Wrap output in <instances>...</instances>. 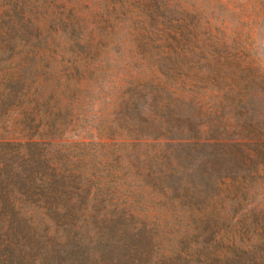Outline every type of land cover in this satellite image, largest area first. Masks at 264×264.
<instances>
[{"label":"trees","instance_id":"trees-1","mask_svg":"<svg viewBox=\"0 0 264 264\" xmlns=\"http://www.w3.org/2000/svg\"><path fill=\"white\" fill-rule=\"evenodd\" d=\"M80 5L0 0V264H264L260 81L202 64L196 86L218 93L205 111L130 57L98 89L118 135H56L125 51L96 41ZM212 31L191 30L176 63L236 60Z\"/></svg>","mask_w":264,"mask_h":264},{"label":"rangeland","instance_id":"rangeland-1","mask_svg":"<svg viewBox=\"0 0 264 264\" xmlns=\"http://www.w3.org/2000/svg\"><path fill=\"white\" fill-rule=\"evenodd\" d=\"M80 1V11L87 19L96 41H101L102 45L114 41L122 45L125 51L117 50L115 44L112 46L113 49L108 54L113 60L111 70L107 75H99L98 80L91 77L96 88H90L84 95L80 94L79 100L74 99V116L63 121L56 135H98V138L118 135L116 131L109 130V122L100 117L102 112L95 116L96 110L102 111L105 108L103 103L99 104L102 101L98 89L103 88L105 94L109 92V86L105 84L111 79V73L121 71V60L130 64V68L135 67L130 57H145V60L136 64V70L141 72L144 79H153L159 84L166 83L171 91L195 98L204 106L205 111L211 110L218 93L205 89L204 83L196 86L194 82V77L201 74L199 71L204 63L209 73L210 67L231 72L238 64L242 68H248V80L254 77L260 81V87H264L261 84L264 80V0ZM210 27L213 29V37L226 41L229 46V53L223 55L235 56L236 60H221L218 64L214 57L207 55L200 62L198 57H192L176 63V53L184 48L189 32L195 30L201 39H205L209 37L207 30ZM143 45H146V52L140 55L137 50ZM230 62L235 64L230 66ZM57 66L59 67V63ZM180 73L190 75L192 80L187 79L185 83V77L178 76ZM101 83H104L103 86ZM210 87L214 89L211 85ZM91 91H95L94 94ZM259 98L258 110L263 112L262 96ZM72 141L76 140L72 138ZM244 205L247 204L244 202ZM246 210L247 208H242L234 219H244V216L239 215Z\"/></svg>","mask_w":264,"mask_h":264}]
</instances>
